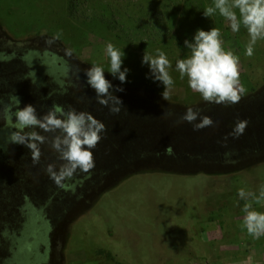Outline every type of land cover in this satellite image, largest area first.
<instances>
[{"label": "rangeland", "instance_id": "1", "mask_svg": "<svg viewBox=\"0 0 264 264\" xmlns=\"http://www.w3.org/2000/svg\"><path fill=\"white\" fill-rule=\"evenodd\" d=\"M213 5L214 0H0V55L23 68L18 77L9 75L10 88L25 91L33 86L43 97L51 93L46 103L28 96L24 107L32 105L40 115L56 104L106 120L110 112L97 102L84 75L95 65L104 69L113 95L128 104L138 100L132 106L150 113L137 132L141 139L128 132L100 140L92 149L96 167L88 173L77 170L61 185L46 171L49 164L58 169L62 163L50 144L40 146L42 155L35 165L25 145L8 141L11 150L5 157L0 148V233L28 201L50 222L43 228L36 221L42 239H31L33 247L16 259L14 246L2 264H264V233L253 237L247 232L243 211L250 203V210L264 213V198H259L264 149L238 157V150L225 146L223 157L216 155L215 145L207 150L194 140L206 136L218 142L221 133L233 131L234 115L247 118L252 138L261 137L264 124V37L247 56V29L241 24L233 32L218 11L205 17V8ZM214 27L220 29L224 50L239 59L245 91L234 105L204 101L176 70L177 60L190 55L185 41L194 42L197 30ZM109 42L124 52L121 71L129 70L126 83L109 71ZM157 49L169 60L167 70L174 80L169 96L178 101L162 98L163 84L143 64L146 50L155 56ZM48 64L63 69L52 73ZM189 107L210 117L213 126L194 131L192 123L180 122ZM116 124L121 123L114 121L108 129ZM169 146L171 155L165 152ZM195 153L213 156L190 159ZM65 185L74 189L65 190ZM241 188L259 199L241 200ZM12 230L21 237L20 225Z\"/></svg>", "mask_w": 264, "mask_h": 264}, {"label": "clouds", "instance_id": "2", "mask_svg": "<svg viewBox=\"0 0 264 264\" xmlns=\"http://www.w3.org/2000/svg\"><path fill=\"white\" fill-rule=\"evenodd\" d=\"M238 10V13H237ZM231 22L233 32H238L241 24L247 29L250 41L246 46V55H253V45L261 37H264V0H214L213 6H208L204 10L205 17H211L216 12ZM239 16V18H238ZM220 29L212 28L210 31L197 30L194 42L185 41L186 47L190 50V55L186 59H179L176 62V70L180 74V79L188 78L189 87L199 93L204 101L234 105L239 102L240 94L245 89L240 84L239 59L231 51H225L220 40ZM107 55L110 57V73L118 77L121 83L127 82L129 70L125 68L121 71L124 52H121L111 42L106 45ZM143 64L150 66L151 77L159 81L164 86L161 93L162 98L169 99L170 90L174 80L169 74V60L166 54L157 49L156 55H150L146 50L143 56ZM104 69L100 66H92L86 69L84 75L87 84L95 91L97 102L100 105L109 107L113 114H118L123 107V102L113 95V85L105 79ZM33 84L35 83L32 81ZM115 91H123L116 88ZM51 96L49 93L48 97ZM8 105L0 111L2 117L10 127L16 129L8 137L11 144L25 145L31 152L33 164H38L42 155L41 145L50 144L51 149L57 153V159L61 161L59 168L55 164H49L46 168L50 178L58 185L65 179H70L77 170L88 173L95 167L92 149H94L102 139L101 133L105 131V126L96 120L90 113L77 112L69 108L65 111L59 105L53 104L47 114L39 117L37 110L32 105L20 108V99L10 96ZM2 103V101H0ZM13 104L16 106L13 111ZM171 112L165 113L170 115ZM13 117L15 122L13 123ZM199 120L198 123H195ZM180 122L193 124L194 131L202 130L213 126V121L208 116H201L193 108H187L185 114L180 118ZM248 122L237 120L231 136L239 138L243 135ZM52 134L41 135L36 129ZM31 129V131H25ZM227 139V137L225 138ZM171 146L165 149L166 154H172ZM238 195L241 200L247 201L249 198H264V187L261 188L259 198L255 193L239 189ZM251 204L245 203L243 211L244 227L253 237H258L264 233V213L250 210Z\"/></svg>", "mask_w": 264, "mask_h": 264}, {"label": "trees", "instance_id": "3", "mask_svg": "<svg viewBox=\"0 0 264 264\" xmlns=\"http://www.w3.org/2000/svg\"><path fill=\"white\" fill-rule=\"evenodd\" d=\"M178 43L181 45L182 40L179 39ZM0 61H2V62H0V101H2V103H0V111H2V108L4 106L11 103L10 96H13V95H16L20 99V108L21 109L24 108L25 99H27L28 96L33 95V94L35 95V96L33 95L34 97H38V98L42 99L43 103H46V101H48L47 98H50V97H46V96L43 97V96L39 95V93H37L36 89L33 86H27L26 87L27 89H25V91L22 88V91L24 92V94H22L21 90H13L12 88H10V82L11 81L9 79V75L12 74V75L18 77L19 76V74H18L19 70L21 71L23 68L22 69L20 67L16 68V66L14 64L11 65V63L8 62L9 59L7 60V58L4 57L3 55H0ZM4 61H7V62H4ZM46 67H49L50 71L52 73H53V71H60L63 69L61 67L57 68V66L52 67V64H48V66H46ZM56 69H58V70H56ZM50 71L46 70V72H50ZM24 79L25 78H22L21 80L23 81ZM152 92L158 93L156 90H152ZM241 97H242V95H241ZM123 98L124 97L119 98L123 102V107L117 105L118 107H121V111L118 114H113L110 112L109 107L112 106V104H111V105H109V107H105V109H107L110 112V114H108V116H106L107 119L104 121H100L99 119H97L98 121L103 123V125L105 126V131L101 133L102 134V136H101L102 141L105 140V142H106L107 137L110 139L111 138H114V139L117 138V137H115V136H117V133L118 134H122V133L128 134V132H130L132 134V136L136 134L135 139H141L140 137H138L139 133H137V132L139 131L140 128H142V126H146V124H147L146 121H148L146 116H149L150 113L145 110V112H144L145 114H142V111H141L142 109L140 106H136V107L132 106V104L135 105V103L138 100L133 101L130 104H128V103H126L125 100H122ZM171 100L178 101V99L176 97L169 96V99L167 101H171ZM179 104L183 105L182 102H179ZM263 104L264 103H262V101H261V105H263ZM137 107H139V108H137ZM15 108H16V106L13 104V111H15ZM135 108H136V110H135ZM137 109H138V112H137ZM47 110H49V108H47V109L45 108L44 113H42L40 115L37 114V115L39 117H42L43 115L47 114V112H48ZM255 113H258V111H255ZM232 115H234V114H232ZM229 117H231V115ZM234 117H235L236 121L237 120H246L247 121V118H244L243 115H234ZM156 118H158V117H155V119ZM13 119H15V118L13 117ZM114 121H118L119 124L120 123L121 124L120 125L116 124V125H114L115 127H110L109 129L112 130L113 128H115V131H116V132L114 131L113 133H111L108 129V126H110V124H112V122H114ZM235 124L233 126H235ZM263 125L261 127V124H260V130L262 131L261 137H257V135H256L255 138H252V137L247 135V131L245 130V133L243 135L239 136V138H234L233 136H231L230 133H232V132H230V133L224 132V133H221V135L219 137L217 136L218 138L216 137L218 142L213 141V138H212V140L209 138H206V136H204V137L200 136V138H198V139L194 137V140L197 141L199 144H202L203 146L206 145L207 150L209 149V147L212 148L213 145H215L216 146L215 147L216 152H217L216 155L227 157V155H226L227 153H226V151H224L225 149H223L225 146H227V147H231L232 149L238 150L235 156L243 157L244 152H247V151L248 152L249 151L257 152L261 149H264V145H263L264 127H263ZM12 131H16V129L10 127L8 125V123L2 117H0V148H4V150H5V154L1 155L3 157H5V155H8L10 153L9 150H11V148L8 146L6 147V144L8 142V137ZM25 131H31V129H29V130L25 129ZM36 131L40 132V134H42V135L47 134L45 132H42L38 128L36 129ZM228 132H229V130H228ZM179 137L180 136H174V138H179ZM226 137H227V139H225ZM143 142L147 146L148 141L144 140ZM261 143L263 146H261ZM247 146L249 147L248 148L249 150H247ZM219 148H221V149H219ZM20 150L21 149H19V151ZM146 150H149L148 146H147ZM236 150H233V151H236ZM17 151L18 150H16V152ZM212 156H213V154H211V153H209V154L206 153L204 155V157L198 156L195 153L193 156H191L189 158L192 160H197V159L200 160V158H202V159L205 157L210 158ZM1 163L2 162H0V165H2ZM94 164L96 167L95 162H94ZM63 188L65 190H68V191L71 188L74 189V187L72 185H68V186L65 185ZM63 197H64L63 195H60V197H58V199L62 200ZM51 198L56 199L57 196H54V197L52 196ZM16 212L17 213L13 214V216L11 217L12 223H10L9 226L7 224L4 225V227H3L4 230H2L0 233V264H2L3 262H6L3 259L6 258V256L8 257V255H7L8 253L9 254L12 253L14 246L16 248V250L14 252V259H16L18 254H20L22 252L24 254H26V249H30L33 247L32 244H34V243H30L31 239H34L36 241H38V239H40V238L42 239L43 234L41 233V229H40V232H38V234L36 232L37 231L35 229L36 228V225H35L36 221L40 220L41 224L43 225V228L49 227V224H50V222L48 220L44 219L45 216H43L42 213H39L35 209V207L32 205V203H30L29 201L27 202L26 207L21 206L20 208L16 209ZM23 219H24V223H21V221ZM17 225H20L21 237H18V234H20L19 231H18L19 233H16L12 230ZM25 225L28 228V230L22 231V228ZM43 233H44V231H43ZM38 258H39V255H38ZM38 258H37V260H38Z\"/></svg>", "mask_w": 264, "mask_h": 264}]
</instances>
